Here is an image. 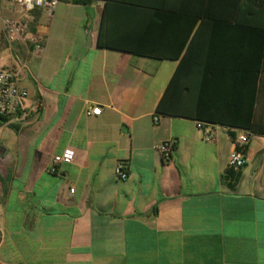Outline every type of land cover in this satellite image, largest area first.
Instances as JSON below:
<instances>
[{"label": "crops", "instance_id": "0c3cea01", "mask_svg": "<svg viewBox=\"0 0 264 264\" xmlns=\"http://www.w3.org/2000/svg\"><path fill=\"white\" fill-rule=\"evenodd\" d=\"M236 4L63 2L33 14L39 55L7 40L3 18L17 13L1 2L0 68L29 59L20 86L40 114L0 127V264H264V0ZM178 71L188 116L160 115ZM242 131L247 164L234 171ZM67 150L72 162L48 172Z\"/></svg>", "mask_w": 264, "mask_h": 264}, {"label": "built area", "instance_id": "2783aa9c", "mask_svg": "<svg viewBox=\"0 0 264 264\" xmlns=\"http://www.w3.org/2000/svg\"><path fill=\"white\" fill-rule=\"evenodd\" d=\"M12 4L16 8L15 17H4L3 25L7 40L12 44H22L30 52L31 47L37 54L43 51L42 40L31 31V21L33 14L37 10H43L53 14L56 8L63 2L73 0H0ZM29 59L24 60L17 67L0 68V116L7 119L6 124H17L24 128L39 118L40 109L38 106L29 108L27 105V93L20 86L25 70L28 68ZM100 108H89L87 115H100ZM159 117H155L158 122ZM198 128L202 129L207 142H213L214 132L211 124L207 122H198ZM252 134L249 131H242L235 140V148L228 158V168L234 171L242 170L247 164L246 150L250 143ZM175 142L168 140L156 146L161 153L164 162L172 159ZM74 151L67 150L61 155H55L49 164L48 172L56 173L58 167L63 162H72ZM115 175L120 181L128 179V171L124 163H119L115 168ZM74 190H71L73 193ZM2 195L0 181V201Z\"/></svg>", "mask_w": 264, "mask_h": 264}, {"label": "trees", "instance_id": "16d2710c", "mask_svg": "<svg viewBox=\"0 0 264 264\" xmlns=\"http://www.w3.org/2000/svg\"><path fill=\"white\" fill-rule=\"evenodd\" d=\"M95 0H73L75 3H80L84 5H88L92 3ZM239 3V0H237V4ZM236 4V7L238 6ZM249 11V10H248ZM261 35V39L258 42V47L256 48V51H259L258 55V64L259 66L264 64V31H257ZM104 46L103 42L100 41V47ZM149 57H155V58H162L164 56L161 55H150ZM178 57V56H176ZM180 73L179 71L176 73L174 79L171 81V84L167 90L166 96L163 98V100L160 102L157 113L160 115H168V116H180V117H186L188 116V113L185 109V104L182 103V101L177 99L176 94L180 90H185V87H181L180 85V79H179ZM174 97H171L173 96ZM178 95V94H177ZM252 105L254 104V97H252ZM184 107V108H183ZM7 122V119L0 116V127L4 125ZM208 123H211L210 121H207ZM236 125V124H234ZM248 130L255 131L257 127L253 126L252 124H248L247 126Z\"/></svg>", "mask_w": 264, "mask_h": 264}]
</instances>
